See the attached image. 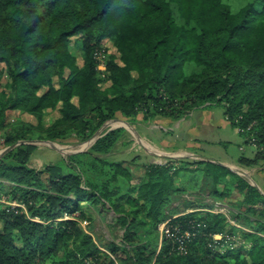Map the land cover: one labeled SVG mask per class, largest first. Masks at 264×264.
I'll list each match as a JSON object with an SVG mask.
<instances>
[{
  "label": "trees",
  "instance_id": "trees-1",
  "mask_svg": "<svg viewBox=\"0 0 264 264\" xmlns=\"http://www.w3.org/2000/svg\"><path fill=\"white\" fill-rule=\"evenodd\" d=\"M106 41L117 53L106 55L103 77L95 54ZM0 68L8 79L0 91L5 147L85 142L118 114L175 122L217 105L246 144L255 140L256 155L241 165L264 162V0L236 10L225 0H0ZM11 112L36 123L10 121ZM125 132L112 130L87 152L41 170L31 167L35 145L0 159V264H264V195L256 187L202 160L110 161ZM187 172L212 182L216 202L233 186L244 194L237 218L250 230L213 212L214 204L169 212L186 192L177 178ZM84 204L110 205L123 241L103 249L78 219H64L87 218ZM165 222L190 234L186 254L160 230ZM239 233L244 243L233 246Z\"/></svg>",
  "mask_w": 264,
  "mask_h": 264
},
{
  "label": "rangeland",
  "instance_id": "rangeland-1",
  "mask_svg": "<svg viewBox=\"0 0 264 264\" xmlns=\"http://www.w3.org/2000/svg\"><path fill=\"white\" fill-rule=\"evenodd\" d=\"M226 3H229L236 10L242 6L246 0H225ZM103 54L107 55L116 54V49L113 47L112 43L106 41L102 46ZM72 51L75 55L79 56V64L82 66L83 61L80 57L81 52L78 51L72 45ZM100 73L104 77V73L106 69L104 67H98ZM7 75L3 72L2 68H0V91L6 88L7 84ZM106 86H109V83L106 82ZM206 110H212L216 114V117L221 120H225V109L223 106L210 105L204 107ZM58 117V112H53L48 117L46 124L52 122L53 119ZM17 119H22L27 122L36 123V120L29 116L24 115L19 112H11L9 114V120L14 121ZM153 123H148L143 121V116L140 115L138 118L134 120H128L122 115L118 114L117 117L113 120H110L107 123H110L109 128L121 127L126 130L123 135L122 140L118 143V145L113 150L111 156L109 157L110 161H133L135 160V165H147L150 163H158L165 164L167 160L162 157H158L155 154L159 155H171V156H182L185 155L180 152H174L179 148H186L185 142L182 140L176 139V133L173 132H165L164 128L161 126H155ZM168 131V130H167ZM209 135L215 140H220L223 143H210V142H202L201 147L198 149H194L196 154L202 155L204 158L215 160V162H220L221 160H229L238 161L239 158L248 157L254 158L257 153V149H254L251 145L246 144L245 138L236 132V129L232 127H223L222 129H214L209 131ZM140 136L146 138L151 141L153 144L160 145V142L163 138H168L170 141H174L176 146L174 148H169V152L165 151H156L150 147L149 143L143 140ZM31 141H46L42 139H30ZM54 142V141H52ZM88 141H81L76 137L70 138L65 141H55V145L58 148L65 150L66 152L79 151L87 148ZM35 155L31 161V167L41 170L48 164H60L62 161L69 162L70 156L64 153L57 151L56 149L50 148L46 145L38 144ZM146 147V148H145ZM7 147L3 146L1 136H0V153L6 149ZM241 148H243L241 150ZM90 150V148L88 149ZM172 151V152H171ZM87 152V151H86ZM153 154V155H152ZM189 157V155H186ZM190 161H194L191 157L185 158ZM178 161L179 159H171ZM184 160V159H182ZM134 166V167H136ZM264 162H261L258 166L247 167L244 165L233 166L232 171L234 173L238 172L237 169L245 171L249 176L239 175L243 177L246 181H248L251 185H256L264 193ZM136 169L135 171H137ZM177 184L181 187L186 188V192L176 195L173 197L172 203L169 207V212L174 210L175 208H179L178 210L183 212L184 207L188 204V202L197 203L198 206L206 207V209L211 208V204L215 205L216 199L212 197L211 193L213 191V184L210 181H207L201 172H187L182 173L180 177L177 178ZM255 187V186H254ZM231 197L227 199H220L217 203L221 205V208L225 210V214L232 221L233 224L238 225L239 228H244L245 230H250V225H244L246 223L245 220L241 218H237L240 212L244 211L241 208V203L244 200V194L239 192L237 188L234 186L231 187ZM7 198H3V202H7ZM84 211L87 213V218H79L80 213L75 215H68L69 219L76 218L79 220L83 229L93 236L96 243L103 249L107 247V245L111 243H121L123 241L125 230L117 223V218L120 216L117 214L110 205L103 206L98 205L96 207L89 206L84 204ZM200 207V206H199ZM215 206L213 210L215 211ZM241 208V209H240ZM243 209V210H242ZM212 210V209H211ZM213 211V212H214ZM190 212V211H189ZM216 213V211H215ZM220 213V212H218ZM66 215V214H65ZM64 215V217H65ZM163 223L160 225V230ZM245 226V227H244ZM254 226V225H253ZM237 237V236H236ZM241 237V233L238 234L237 238H233L235 240V244L233 246H240L244 243V241L239 239ZM222 238V237H221ZM218 237V239H221ZM217 239V238H216ZM52 263V262H51ZM48 262V264H51Z\"/></svg>",
  "mask_w": 264,
  "mask_h": 264
},
{
  "label": "crops",
  "instance_id": "crops-1",
  "mask_svg": "<svg viewBox=\"0 0 264 264\" xmlns=\"http://www.w3.org/2000/svg\"><path fill=\"white\" fill-rule=\"evenodd\" d=\"M148 123H153V122H148ZM154 124L156 127L161 126V128H164L165 132L167 133L169 131L176 133V139L178 138L179 140L184 141L186 148H179L174 152H180L185 154L183 156L189 155L190 157L193 155L203 157L202 155L196 154V152H194V149H198L199 147H201L202 142L219 143V144L223 143L220 140H215V138H212V136L209 135V131L212 132V130L214 129H220V128L222 129L223 127L225 128L232 127L230 122L227 120L226 116H225V120L218 119L214 111L206 110L205 108L194 111L189 117L183 118L179 121L174 122L170 119L158 118L154 121ZM234 129H236V132L240 134L239 129L237 128ZM140 137L143 140H145L147 143H149L150 147L151 148L153 147L156 151L169 152L168 150L169 148H174L176 146V143L174 141H170L168 138H163L160 142V145H157V144H153L151 141L147 140L142 136ZM251 146L254 149H256L254 145ZM242 149L243 148H241V150ZM192 159L194 161L200 160L198 158H192ZM209 160L215 161L212 159ZM221 163L230 168H232L233 166L241 165L240 158L236 162L229 160V158H226V160H221Z\"/></svg>",
  "mask_w": 264,
  "mask_h": 264
},
{
  "label": "water",
  "instance_id": "water-1",
  "mask_svg": "<svg viewBox=\"0 0 264 264\" xmlns=\"http://www.w3.org/2000/svg\"><path fill=\"white\" fill-rule=\"evenodd\" d=\"M110 127V123H106L91 139L88 140L87 142V148L83 149V150H79V151H72V152H66L65 150L61 149V148H58L54 142L52 141H31V140H26V141H20L18 142L17 144L15 145H12V146H9L7 147L6 149H4L1 153H0V159L3 158L5 155H7L8 153H10L11 151H13L14 149H16L17 147L21 146V145H38V144H42V145H46L50 148H53V149H56L57 151L61 152V153H64L66 155H74V154H78V153H83V152H86L88 151L89 148H91L100 138H102L106 133L112 131V130H115L116 128H109ZM118 128H121V127H118ZM146 148V147H145ZM158 157H162L164 158L165 160H171V159H179V160H182V159H185L187 158L188 156H171V155H159L157 154ZM190 157V156H189ZM191 158H198L202 161H207V162H212V163H216L218 165H221V166H224V167H227L225 166L224 164L220 163V162H215V161H211L207 158H203V157H200V156H196V155H193L191 156ZM229 168L231 171L233 170L232 168L230 167H227ZM238 172H236L237 174L239 175H245V176H249L245 171L243 170H240V169H237ZM255 186L263 195V191L256 185H253Z\"/></svg>",
  "mask_w": 264,
  "mask_h": 264
},
{
  "label": "built area",
  "instance_id": "built-area-1",
  "mask_svg": "<svg viewBox=\"0 0 264 264\" xmlns=\"http://www.w3.org/2000/svg\"><path fill=\"white\" fill-rule=\"evenodd\" d=\"M95 58L98 61V67H104L106 69V55L103 54L102 50H98L95 54ZM240 131V130H239ZM252 145H255V140H252ZM13 207L16 206V204H12ZM215 211L216 213L220 212L225 214V210L223 208H221V205H219V203H215ZM214 211V210H213ZM214 211V212H215ZM64 219H69V216L66 214ZM161 231L163 232L164 235H166L167 237L173 239L177 244V248L178 251L180 253H187V240H186V236L189 237L190 234H187L186 236L182 235L179 236V231H177L176 229H173L169 222H165L163 223L162 227H161ZM218 237H222V236H216V238L218 239Z\"/></svg>",
  "mask_w": 264,
  "mask_h": 264
}]
</instances>
